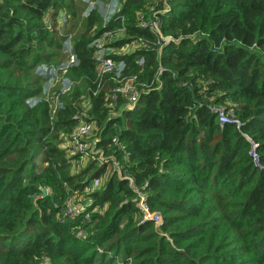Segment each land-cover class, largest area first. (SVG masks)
<instances>
[{"label":"trees","instance_id":"trees-1","mask_svg":"<svg viewBox=\"0 0 264 264\" xmlns=\"http://www.w3.org/2000/svg\"><path fill=\"white\" fill-rule=\"evenodd\" d=\"M79 2L0 0V264H264V0H125L126 36L110 46L155 42L136 19L151 6L161 33L179 41L110 53L122 66L101 81L92 44L121 18L80 17ZM79 20L73 34L59 30ZM69 35L77 64L68 75L84 87L51 119L47 101L27 102L65 62ZM116 76L136 77L131 109L108 106ZM220 105L239 130L218 124ZM80 119L110 157L92 173V161L73 172L61 147ZM113 161L120 174L112 168L91 189ZM131 184L159 226L142 219ZM67 195L81 198L74 220L60 213Z\"/></svg>","mask_w":264,"mask_h":264},{"label":"built area","instance_id":"built-area-1","mask_svg":"<svg viewBox=\"0 0 264 264\" xmlns=\"http://www.w3.org/2000/svg\"><path fill=\"white\" fill-rule=\"evenodd\" d=\"M165 1V0H163ZM95 5L92 3V8H94ZM110 5H107L106 12L108 11ZM122 7V6H121ZM91 10V9H89ZM88 10V11H89ZM121 8L117 10V12L109 14L107 12V15L103 19V24L105 25L108 21H116L121 18V25L119 26H113L110 29H105L100 36L94 40V46L97 48L95 53V58L98 62L97 64V77L99 81L102 80V78L105 75L108 74H115L118 73L121 69L122 62L121 61H115L110 56L109 53H105V48L107 45L114 41L121 39L126 36V31L124 27L123 17H121L120 14ZM152 16V18H151ZM137 19V25L142 28L150 29L151 32L154 33L156 36V41L151 43L149 41H140V40H132L130 43L125 44L124 46H133L130 48L129 51L137 48H143L148 49L149 46L151 49H155V47L160 46L161 43H168L170 41L174 43H178V39H173L171 36H164L161 33L160 30V24H159V18H158V11L155 9L154 6L147 7L146 12L144 11H138L136 15ZM101 43L102 47L98 46V44ZM123 46V47H124ZM127 51V52H129ZM65 52L67 54V58L62 66H60L58 73H56L54 76L51 77L49 80L48 85L54 86L55 90L46 97L44 100L47 101L49 106V113L50 118L53 119L56 111L63 106V103L61 104V95H64L67 91L66 87V77L69 73V68L76 63L75 55L72 53L71 43L66 44ZM126 53V52H123ZM118 79L115 82L114 86L110 89V93L108 96V106L113 111L118 110V107H124V108H133L135 104L137 103L138 96H139V90L137 88V85L135 83L136 77H119L116 76ZM94 94H96V91H94ZM212 111L216 115V120L218 124L222 127L225 124H233L238 130L241 127V122L239 118L235 115L234 111L231 109H227L225 105L220 106H214L212 108ZM95 127L94 124L91 121H87L84 119H80L77 125L74 127V129L68 134H63L61 147L65 149L68 157H73L72 162L75 165L81 164L83 161L85 162H98V165L106 164L110 160V157L105 155V152L103 151L102 147L97 146L95 142ZM245 138L250 143L249 148V155L253 159V163L255 167L261 168L262 165L260 164L259 157L255 152L256 145L253 142V140L244 134ZM112 143L114 146H117L121 150L124 149V142L118 141L117 137H112ZM116 163L113 161L112 164L108 166V168H115V170L119 172V169L115 165ZM101 183L99 182V178H94L91 183V189H94ZM132 188L136 194V206L141 211V217L143 220H151L155 227L159 226L162 222V218L159 212L151 211L146 204L145 196L142 193V191L132 185ZM90 189V190H91ZM82 209L81 205H76L75 198L72 195H67L62 203L61 206V216L66 219L74 220L78 214V212ZM85 219L89 218V214H85ZM83 229H79L77 231V234L81 236L83 234ZM43 264H49L47 261H45Z\"/></svg>","mask_w":264,"mask_h":264},{"label":"rangeland","instance_id":"rangeland-1","mask_svg":"<svg viewBox=\"0 0 264 264\" xmlns=\"http://www.w3.org/2000/svg\"><path fill=\"white\" fill-rule=\"evenodd\" d=\"M125 0H80L79 2V7L81 8L79 10L80 12V17H85L86 13L88 12L89 9H95L96 11L99 12V14L101 15L102 19H104V17L107 15V12H109V14L111 13H114V12H117L118 9L121 8L123 2ZM92 3L93 5H95L94 8H92ZM107 5H110L108 11L106 12V7ZM70 29L72 30L70 33L73 34L75 31H77L78 29H80V20L77 22V25L76 27L73 29L71 27H69L68 24H65L63 21H61V24L59 25V30L62 32V33H66L67 29ZM71 35H69V39H67L66 41V44L67 43H70L71 42V39H70ZM112 42H110L107 47L105 48V53H117V54H121L123 52H127L130 50V48H132L133 46H124V47H120V48H117V47H112L110 46ZM94 45V43L92 44ZM98 46L102 47V44L99 43ZM54 70H51V73H53ZM66 84L68 86V88L66 87L67 91L64 95H61V104L64 102V97H68L70 94H72V92L74 91V89L76 87H81L83 85V83L81 82V80H77L75 81L70 75H68L66 78ZM49 81H46L43 85V88H42V91L40 93V95L33 99V100H29L27 103L33 105L35 103H37V101L39 99L43 100L45 99L46 97H48L49 95H51V93L55 90V87L54 86H50L48 85ZM84 87V85H83ZM88 109V100H85V105H84V110L86 111ZM114 114V113H113ZM94 163V162H93ZM87 162L83 161L81 164H78V165H75V167H73V172L74 171H77L79 168H84L86 166ZM94 167L92 168L91 170V173L96 170L98 168V162H95L94 163ZM112 168H108L106 173H104L103 175H101L99 177V182L102 183V182H105L108 175L112 172ZM101 188V186L99 187ZM81 200V198L79 197H75V203L76 205H81V203H79V201Z\"/></svg>","mask_w":264,"mask_h":264},{"label":"water","instance_id":"water-1","mask_svg":"<svg viewBox=\"0 0 264 264\" xmlns=\"http://www.w3.org/2000/svg\"><path fill=\"white\" fill-rule=\"evenodd\" d=\"M151 18H152V16H151Z\"/></svg>","mask_w":264,"mask_h":264}]
</instances>
